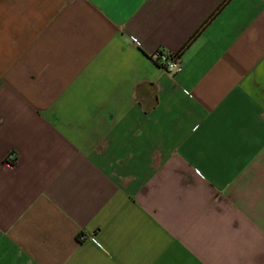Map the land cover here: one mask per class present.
I'll return each instance as SVG.
<instances>
[{"label":"crops","instance_id":"obj_1","mask_svg":"<svg viewBox=\"0 0 264 264\" xmlns=\"http://www.w3.org/2000/svg\"><path fill=\"white\" fill-rule=\"evenodd\" d=\"M0 264H264V0H0Z\"/></svg>","mask_w":264,"mask_h":264},{"label":"built area","instance_id":"obj_2","mask_svg":"<svg viewBox=\"0 0 264 264\" xmlns=\"http://www.w3.org/2000/svg\"><path fill=\"white\" fill-rule=\"evenodd\" d=\"M133 43L136 40L132 39ZM153 63L169 74H176L181 71L182 63L178 52H168L163 49H158L149 55ZM17 160V154L10 152L5 160L8 164H13Z\"/></svg>","mask_w":264,"mask_h":264}]
</instances>
